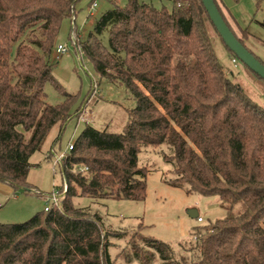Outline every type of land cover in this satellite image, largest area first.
Returning a JSON list of instances; mask_svg holds the SVG:
<instances>
[{
    "label": "trees",
    "instance_id": "obj_1",
    "mask_svg": "<svg viewBox=\"0 0 264 264\" xmlns=\"http://www.w3.org/2000/svg\"><path fill=\"white\" fill-rule=\"evenodd\" d=\"M79 1L0 0L2 183L30 190L32 155L79 110L74 107L77 95L57 81L51 61L61 26L76 18ZM112 1L76 48L101 79L124 86L136 105L126 110L123 131L86 123L61 164L66 188L60 190V208L37 212L21 223L0 222V264H116L111 238L124 234L108 229L99 210L78 206L74 199L145 200L150 169L139 163V154L163 144L172 149L164 154L172 166L164 182L188 194L218 196L228 213L194 227V240L182 243L180 254L167 242L136 235L128 240L126 259L264 264V106L219 62L213 37L220 34L202 0H171L170 7ZM241 31L250 34L248 28ZM105 33L108 47L100 39ZM48 82L63 102L47 101ZM239 205L242 210L235 212Z\"/></svg>",
    "mask_w": 264,
    "mask_h": 264
},
{
    "label": "rangeland",
    "instance_id": "obj_2",
    "mask_svg": "<svg viewBox=\"0 0 264 264\" xmlns=\"http://www.w3.org/2000/svg\"><path fill=\"white\" fill-rule=\"evenodd\" d=\"M93 0H80L76 5L77 15L63 22L51 55L54 63L53 75L69 93L76 94L77 100L73 117L66 123L62 133L53 129L47 136L41 149L31 157V169L27 177L30 190L26 187H13L0 182V222L21 223L37 212L43 211L48 194L66 188L61 165H55L54 149L58 154L68 152V145L79 136L86 123L111 131H123L128 108L135 107L136 101L126 88L101 79L91 61L81 54L76 44L86 39L94 31L96 19L113 7L112 0H97L98 6L89 15V6ZM155 6H171V0H146ZM218 0L221 7L227 6L250 34H244L239 28L236 33L246 40L250 49L264 60V0ZM127 0H118L125 5ZM224 11V10H223ZM73 33L71 34V27ZM237 27L236 24H234ZM253 34V36H252ZM245 35V36H244ZM108 47V35L100 36ZM58 44H66L68 52L57 54ZM213 45L219 62L229 71L230 77L239 83L256 102L264 106V82L246 69L240 61L237 66L220 36L213 37ZM46 99L51 104L63 102L64 96L56 86L48 82L45 87ZM81 118L84 121H79ZM58 137V139H57ZM171 147H145L139 154V163L147 165L150 173L147 177L148 192L143 201L77 197L78 206L91 207L104 217L108 229L124 234L123 238H111V255L116 264H141L136 260L128 261L125 253L130 251L128 240L136 235H146L167 242L178 254L181 244L194 240V227L207 224L210 220L224 217L228 210L218 196L188 194L182 187H175L164 182L163 176H171V164L164 160V154H170ZM195 209L198 217H192ZM242 210L241 205L234 211ZM120 253V255H119ZM177 254V255H178ZM152 264H161L158 259Z\"/></svg>",
    "mask_w": 264,
    "mask_h": 264
},
{
    "label": "water",
    "instance_id": "obj_3",
    "mask_svg": "<svg viewBox=\"0 0 264 264\" xmlns=\"http://www.w3.org/2000/svg\"><path fill=\"white\" fill-rule=\"evenodd\" d=\"M209 16L218 30L221 38L232 50L239 60L247 65L252 71L264 79V63L255 56L235 35L221 14L215 0H202ZM192 217H197L198 212L190 211Z\"/></svg>",
    "mask_w": 264,
    "mask_h": 264
},
{
    "label": "built area",
    "instance_id": "obj_4",
    "mask_svg": "<svg viewBox=\"0 0 264 264\" xmlns=\"http://www.w3.org/2000/svg\"><path fill=\"white\" fill-rule=\"evenodd\" d=\"M98 6V1L95 0L90 6H89V15H92L93 14V10ZM56 52L57 54H63V53H66L68 52V47L66 44H58L57 48H56ZM232 62L234 63L235 66L238 65L239 63V60L237 58H232ZM79 121H84L83 118H81ZM73 143H70L68 145V150L72 149L73 148ZM54 156H55V165H58V164H62L65 156H66V151L64 153H60L58 154L55 150L53 152ZM81 169H85L87 170L88 168L85 167V168H81ZM64 192H55L53 191L51 194H48V196L46 197V200L49 202L48 204L45 205L44 207V210L45 211H48L50 210L52 207H58L60 208L61 207V200H62V196H63ZM198 220L199 221H203V218L201 216H198Z\"/></svg>",
    "mask_w": 264,
    "mask_h": 264
},
{
    "label": "crops",
    "instance_id": "obj_5",
    "mask_svg": "<svg viewBox=\"0 0 264 264\" xmlns=\"http://www.w3.org/2000/svg\"><path fill=\"white\" fill-rule=\"evenodd\" d=\"M222 2H223V4H224V1L223 0H221ZM222 9L224 10V13H225V15L227 16V18H228V20L230 21V23L232 24V26L237 30V28H239V30H241V28H244L243 26H241V24L239 23V21H238V18L233 14V12H231V10L229 9V8H227V6H225L224 5V7H222ZM234 24H236L237 25V27H235L234 26ZM252 36H253V34H252ZM259 56V55H258ZM260 57V56H259ZM261 58V57H260ZM262 59V58H261ZM56 129H58V134L60 135V133H62V130L58 127V126H56L55 127ZM54 128V129H55ZM57 139H58V137H57ZM195 211V209H192V211ZM198 212V211H197ZM198 217V216H197Z\"/></svg>",
    "mask_w": 264,
    "mask_h": 264
}]
</instances>
